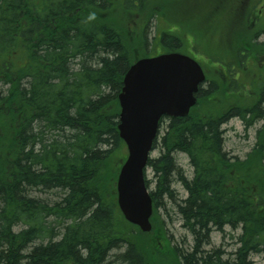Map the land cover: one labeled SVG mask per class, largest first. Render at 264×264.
<instances>
[{
    "label": "trees",
    "instance_id": "obj_1",
    "mask_svg": "<svg viewBox=\"0 0 264 264\" xmlns=\"http://www.w3.org/2000/svg\"><path fill=\"white\" fill-rule=\"evenodd\" d=\"M122 5L133 15L150 6ZM115 7L114 0H0V264H252L264 254V78L249 80L252 91L243 97L246 83L233 76L247 57L234 52L241 62L232 58L235 65L222 68L234 69L224 74L230 84L208 77L200 87L202 114H194L196 106L186 118L161 121L169 123L154 143L160 156L148 161L161 250L117 205L127 157L118 97L137 60L111 14ZM175 36H160L166 52L178 51ZM139 39L147 50V36ZM215 96L227 106H210ZM233 118L245 131L263 121L244 158L225 150L223 127ZM178 154L187 156L192 177ZM169 204L193 239L189 250L170 242L161 218ZM227 227L240 230L232 257L206 251L213 232Z\"/></svg>",
    "mask_w": 264,
    "mask_h": 264
},
{
    "label": "rangeland",
    "instance_id": "obj_2",
    "mask_svg": "<svg viewBox=\"0 0 264 264\" xmlns=\"http://www.w3.org/2000/svg\"><path fill=\"white\" fill-rule=\"evenodd\" d=\"M145 1V0H144ZM220 13L215 16V21L211 20L208 16L210 12L208 4L205 3L202 6L193 8L197 14L196 18H200L194 25L193 21L195 18L189 19L185 12L187 0H148L150 6L147 7L145 11H137L133 14L125 12L122 3L125 0H114L118 7H115L113 15H115V22L121 28L122 33H126L129 37L130 43L135 49L136 60L143 57L160 55L166 50L159 44V38L163 33L176 35L180 39V47L178 51L181 50L184 54L194 53L197 56H192L197 61L201 60V64L207 74V77L214 79L216 81L223 80L224 84L229 85L231 80L227 78L224 74L225 72H231L234 69L229 67L225 72H223L222 65L216 60L223 62L225 60L229 61L234 59V52L238 53L239 49L244 53V57H247L242 68L239 69L241 78L244 79L246 83V89L241 92L243 97H247L252 91V86L249 80L256 79L260 74H264V47L263 38L255 37L262 33L264 27L257 30L256 33L251 32L248 26H251L252 19L254 17L255 10L249 11L247 13V6L244 5V9L240 7L239 17L234 15L235 4L231 0H219ZM264 0H246L248 5L260 4ZM138 5V4H137ZM260 4L258 9L261 8ZM190 8V5L187 6ZM243 7V6H242ZM238 8V7H237ZM186 10V11H185ZM149 11L153 12V20H151L149 26L147 27L149 20ZM178 12V13H176ZM192 13V11H189ZM188 13V14H189ZM193 14V13H192ZM239 18V19H238ZM264 18V16H263ZM233 21H232V20ZM231 24V25H230ZM130 27V30L128 29ZM144 30V31H143ZM167 31V32H164ZM231 35V44L229 43ZM134 37H133V35ZM147 36L148 51L141 46V41L139 39L140 35ZM145 40V39H144ZM247 41V42H245ZM228 44L229 46L225 49H215L216 44ZM172 46L176 45L174 42L171 43ZM211 44V45H210ZM178 45V44H177ZM232 46V47H231ZM207 56H212L213 59H209ZM206 61V62H204ZM212 61H214L212 63ZM213 65V66H212ZM228 65H235L230 61ZM233 68V67H232ZM230 70V71H228ZM235 73V72H234ZM252 96V95H251ZM212 105L215 109H220V107L227 106V98H221L220 96H215L212 100ZM226 104V105H225ZM202 105L197 106L194 110V114H202ZM209 105H204V108ZM168 120H165L161 127V134L163 135L166 131ZM263 124L259 122L254 128L248 131L244 130V126L238 118L231 119L224 127L225 132V150L232 156H238L244 158L245 155L251 150L253 144L255 143L254 134L255 131ZM127 153V149L125 148ZM160 147L158 146L156 150L152 153V158H157L160 156ZM177 162L179 167L183 169L185 174L192 177V168L189 164V160L185 154L177 155ZM147 178L151 182L150 190L155 187V178L152 170H147ZM174 189L179 194V197L185 196V191L179 182L174 183ZM41 197L52 198L53 196L39 194ZM166 211L161 212V218L164 221L166 232L170 238V242L173 245H178L184 250H189L193 244L192 237L182 228L181 221L177 216L172 205L166 206ZM240 234V230L234 231L227 227L225 232L222 234L220 232H213L211 236V242L209 245L205 246L206 251H212L213 249L221 248L225 252V258H231L232 253L237 249L236 237ZM154 243L158 245L161 243V250H166L164 241L161 240V236L155 231L150 233ZM162 241V242H161ZM252 264H264V254L253 255L250 258Z\"/></svg>",
    "mask_w": 264,
    "mask_h": 264
},
{
    "label": "water",
    "instance_id": "obj_3",
    "mask_svg": "<svg viewBox=\"0 0 264 264\" xmlns=\"http://www.w3.org/2000/svg\"><path fill=\"white\" fill-rule=\"evenodd\" d=\"M206 81L200 64L181 53H165L138 60L127 71L119 94V135L128 156L117 179V202L125 220L142 232L152 231L153 200L145 170L160 121L186 118L197 104Z\"/></svg>",
    "mask_w": 264,
    "mask_h": 264
},
{
    "label": "flooded vegetation",
    "instance_id": "obj_4",
    "mask_svg": "<svg viewBox=\"0 0 264 264\" xmlns=\"http://www.w3.org/2000/svg\"><path fill=\"white\" fill-rule=\"evenodd\" d=\"M204 1L205 0H187V3L185 5V9L188 10V11L185 12V15L187 14L189 16L188 17L189 19H192V18H195L196 19L195 21L194 20H191V21H193L194 25H196V22L198 20H200V18L199 17L196 18V15L195 14H197V13L195 12V10H193V8H197L198 6L199 7L202 6ZM231 2L233 4H235V0H231ZM207 3L209 4L207 6L210 9V12L208 13V16H209V18L211 20L215 21V16L219 15V13H220V5H219V3H221V1H219V0H209ZM236 3L237 4L234 6L235 11L233 12L232 19H234V15H236L237 17H239V14H240L239 13V9H240V7L244 9V5H246L247 8H248L247 9V13H249V11L255 10V13H254L255 15H254V17L252 19L251 26H248L249 30H251V32L256 33L258 29L264 27V18H263V16H264V5H261V8L258 9V6L260 4H264L263 1L260 2V4L257 6V8L255 7L256 5H253V6L251 5L250 6V5L246 4L247 3L246 0H237ZM188 5H190V8L187 7ZM189 11H192L193 14L192 13H189ZM263 31H264V28L262 30V33L257 36L258 38H260V36H262V37L264 36L263 35ZM231 35H232V32H230V38H231ZM229 43L231 44L232 42H229ZM226 45H227V47L229 46L228 44H218V45H215V49H225V48H227ZM261 45L263 46V44H261ZM191 54H193L194 56H197L194 53H191ZM223 63L224 64L225 63L230 64V60L229 61L225 60V61H223ZM239 76H240V71L237 70L235 72V75L233 77H234V79L235 78L236 79H239ZM260 77L261 78L262 77L264 78V74H260Z\"/></svg>",
    "mask_w": 264,
    "mask_h": 264
},
{
    "label": "bare ground",
    "instance_id": "obj_5",
    "mask_svg": "<svg viewBox=\"0 0 264 264\" xmlns=\"http://www.w3.org/2000/svg\"><path fill=\"white\" fill-rule=\"evenodd\" d=\"M156 141V140H155Z\"/></svg>",
    "mask_w": 264,
    "mask_h": 264
}]
</instances>
